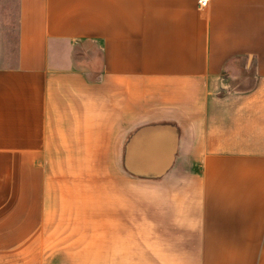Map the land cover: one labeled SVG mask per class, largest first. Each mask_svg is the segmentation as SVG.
<instances>
[{
    "label": "crops",
    "instance_id": "obj_1",
    "mask_svg": "<svg viewBox=\"0 0 264 264\" xmlns=\"http://www.w3.org/2000/svg\"><path fill=\"white\" fill-rule=\"evenodd\" d=\"M12 21L0 264H264V0H0V28ZM231 70L253 82L224 89ZM149 123L177 133L171 167L143 179L157 204L127 238L55 239L71 209L54 206V166L100 164L119 129Z\"/></svg>",
    "mask_w": 264,
    "mask_h": 264
},
{
    "label": "rangeland",
    "instance_id": "obj_2",
    "mask_svg": "<svg viewBox=\"0 0 264 264\" xmlns=\"http://www.w3.org/2000/svg\"><path fill=\"white\" fill-rule=\"evenodd\" d=\"M1 27L0 67L12 66L17 56L15 22H2ZM77 56L80 57L79 60H82L81 57L83 55L77 54ZM230 73L227 79H225L224 89L231 86V88L238 90L245 89L253 82V76L249 77L245 83L234 82L232 79L239 75V72L231 70ZM152 124L158 123L136 126L128 134L123 133L119 129V133L113 136L111 150H101V152L95 153L101 158L100 164L54 166V206L70 207L69 209L76 211L72 213L70 210V214H54L55 230L52 235L55 239L77 238L82 232L86 234V237H118L124 239L131 236V231L125 228L126 223L131 220L135 223H140L143 216L141 213L143 203L146 205H156L158 198L152 195L150 199L147 196L145 197V189H156L157 187L148 184L149 182L152 184L153 181L143 180L150 177L137 175L126 166L125 149L130 138L138 130ZM115 144L116 149L114 147ZM88 156L90 157L91 155ZM186 163V170L188 171L190 162ZM43 173H45L44 167ZM157 178L151 177V179ZM154 181L156 182L157 180ZM145 194H147V191ZM113 206L118 207L117 214L113 213V210L111 213ZM126 206L134 207L135 213L122 212L125 211ZM97 207H100L101 211L97 212ZM78 211H81V213ZM95 212L97 213L95 214ZM115 217L119 222L118 228L110 229V220L113 221ZM66 221L68 223L61 226L60 223ZM133 232V236H139V230L134 229ZM78 248L77 246H55V251L68 249V252H70L72 249ZM107 248L103 246V252Z\"/></svg>",
    "mask_w": 264,
    "mask_h": 264
},
{
    "label": "water",
    "instance_id": "obj_3",
    "mask_svg": "<svg viewBox=\"0 0 264 264\" xmlns=\"http://www.w3.org/2000/svg\"><path fill=\"white\" fill-rule=\"evenodd\" d=\"M177 133L166 123L142 127L128 141L125 164L142 177H159L171 167L176 151Z\"/></svg>",
    "mask_w": 264,
    "mask_h": 264
},
{
    "label": "built area",
    "instance_id": "obj_4",
    "mask_svg": "<svg viewBox=\"0 0 264 264\" xmlns=\"http://www.w3.org/2000/svg\"><path fill=\"white\" fill-rule=\"evenodd\" d=\"M207 4H208V0H198L199 7L204 8L207 6Z\"/></svg>",
    "mask_w": 264,
    "mask_h": 264
}]
</instances>
